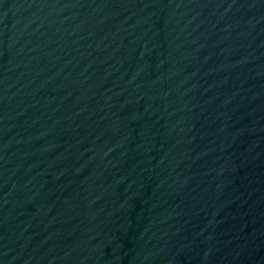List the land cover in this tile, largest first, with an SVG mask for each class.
Instances as JSON below:
<instances>
[{
  "label": "water",
  "instance_id": "water-1",
  "mask_svg": "<svg viewBox=\"0 0 264 264\" xmlns=\"http://www.w3.org/2000/svg\"><path fill=\"white\" fill-rule=\"evenodd\" d=\"M0 264H264V0H0Z\"/></svg>",
  "mask_w": 264,
  "mask_h": 264
}]
</instances>
